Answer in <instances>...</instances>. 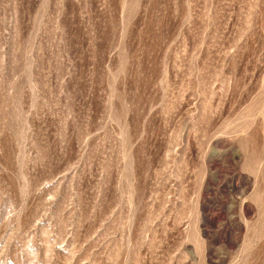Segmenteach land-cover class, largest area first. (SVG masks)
<instances>
[{"label":"rangeland","instance_id":"374dc122","mask_svg":"<svg viewBox=\"0 0 264 264\" xmlns=\"http://www.w3.org/2000/svg\"><path fill=\"white\" fill-rule=\"evenodd\" d=\"M0 264H264V0H0Z\"/></svg>","mask_w":264,"mask_h":264}]
</instances>
